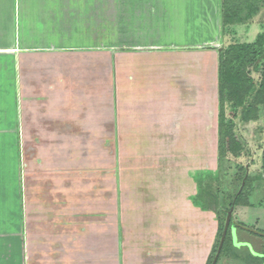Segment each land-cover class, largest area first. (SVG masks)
<instances>
[{"label":"crops","instance_id":"crops-1","mask_svg":"<svg viewBox=\"0 0 264 264\" xmlns=\"http://www.w3.org/2000/svg\"><path fill=\"white\" fill-rule=\"evenodd\" d=\"M182 1L215 3L0 0V264H114L85 178H100L99 148L126 115L117 51L197 48L146 41Z\"/></svg>","mask_w":264,"mask_h":264},{"label":"rangeland","instance_id":"rangeland-1","mask_svg":"<svg viewBox=\"0 0 264 264\" xmlns=\"http://www.w3.org/2000/svg\"><path fill=\"white\" fill-rule=\"evenodd\" d=\"M182 2L173 4L179 10L167 12L158 22L160 33L146 41L197 48L117 51V106L126 115L116 138L99 148L100 178H85V190L102 191L100 210L115 238L114 264H207L217 239L216 214L193 198L197 177L210 183L218 175V51L232 41L252 42L262 30L264 9L235 25L234 36L223 37L219 0ZM198 6L208 11L198 13ZM106 65L102 74L109 71ZM233 131L243 152L220 177L221 194L233 191L236 165L245 169L241 186L247 174L260 172L264 107L257 121L238 123ZM246 190L250 205L231 212L233 243L217 264H261L255 257L264 247V180L251 181Z\"/></svg>","mask_w":264,"mask_h":264},{"label":"trees","instance_id":"trees-1","mask_svg":"<svg viewBox=\"0 0 264 264\" xmlns=\"http://www.w3.org/2000/svg\"><path fill=\"white\" fill-rule=\"evenodd\" d=\"M219 1L220 33L223 37L234 36L236 32L233 27L235 25L249 23L264 9V0ZM261 29L252 42L232 41L218 51V175L210 183L206 177H197V192L193 198L197 207L214 212L218 220L217 239L207 264H211L216 253L227 212L230 209L233 212L238 206L250 205L246 187L251 181L264 180L263 146L260 154L259 174L255 176L247 174L241 186L245 169L236 165L238 173L236 172L233 177V191L221 194L220 177L226 174L231 167V158H237L243 152V145L236 139L233 130L238 123L245 125L257 121L260 118L261 108L264 107V24L261 25ZM253 74H258V77L255 78ZM232 224L233 218H230L216 264L221 253L228 251V247L232 246ZM255 259L261 264L264 263V247Z\"/></svg>","mask_w":264,"mask_h":264},{"label":"water","instance_id":"water-1","mask_svg":"<svg viewBox=\"0 0 264 264\" xmlns=\"http://www.w3.org/2000/svg\"><path fill=\"white\" fill-rule=\"evenodd\" d=\"M219 50H220V48H219ZM242 184H243V182H242ZM231 211H232V209H230L227 212V215H226V218H225V222H224V225H223V230H222V233H221V237H220V240H219V243H218V246H217V249H216V253H215V255H214L213 259H212L211 264H216V261H217V258L219 256L221 247L223 245V241L225 239V235H226L227 229L229 227Z\"/></svg>","mask_w":264,"mask_h":264}]
</instances>
